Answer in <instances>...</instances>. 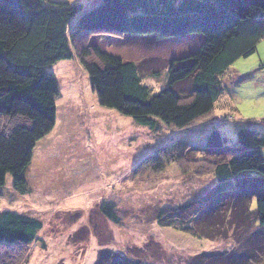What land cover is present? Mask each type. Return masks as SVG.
Masks as SVG:
<instances>
[{
    "label": "trees",
    "instance_id": "16d2710c",
    "mask_svg": "<svg viewBox=\"0 0 264 264\" xmlns=\"http://www.w3.org/2000/svg\"><path fill=\"white\" fill-rule=\"evenodd\" d=\"M96 35L161 40L201 36L204 44L172 60L167 87L153 94L142 83L144 64L91 45ZM262 41L264 0H100L84 12L82 5L69 3L0 0V120L13 122L0 126V188L11 175L16 191H29L26 171L34 151L56 127L61 92L52 69L58 64L77 60L101 107L151 130L162 123L180 131L214 113L226 72L239 60L255 56ZM259 70L264 71V64ZM237 140L239 148H230L214 127L202 148L176 142L143 162L156 172L172 163L197 164L218 181L202 199L177 210H161L156 217L159 227L211 240H227L239 232L246 236L250 248L242 258L215 252L195 256L187 264H257L264 255V138L245 126ZM253 175L261 177L257 184L244 179ZM232 181H239L237 187L226 189ZM99 212L118 221L113 205L103 204ZM42 229V222L28 215L0 213V264L26 263L23 250L38 240ZM15 250L23 253L10 256ZM95 264L144 262L101 252Z\"/></svg>",
    "mask_w": 264,
    "mask_h": 264
},
{
    "label": "rangeland",
    "instance_id": "374dc122",
    "mask_svg": "<svg viewBox=\"0 0 264 264\" xmlns=\"http://www.w3.org/2000/svg\"><path fill=\"white\" fill-rule=\"evenodd\" d=\"M48 1L82 5L83 12L100 3ZM133 37L96 35L89 41L121 59L144 64L142 83L158 94L167 87V68L176 60L174 51L161 48L150 52L145 46L136 51L130 44L136 43ZM262 63L264 47L258 48L255 56L236 62L223 77V94L214 113L180 131L162 123L151 130L116 110L101 107L88 73L78 61L62 62L52 69L61 92L57 129L34 151L26 171L29 191H16L11 175L0 188V213L25 214L43 224L38 240L23 250L28 257L24 264H95L101 252L133 262L141 259L144 264H187L195 256L215 252L237 258L247 254L250 247L241 232L227 240H211L161 228L156 222L161 210H177L202 199L218 185L214 175L190 163L167 164L159 172L142 165L158 149L176 142L204 147L214 127L234 149L239 148L241 127L255 128L264 138ZM155 71L158 75L152 74ZM11 125L13 122L0 120L2 127ZM244 179L257 184L261 177ZM238 182L224 187L231 190ZM103 204L114 206L117 222L99 212ZM251 210L255 213L256 198ZM17 251L10 256L23 253ZM257 259H261L257 264H264V255Z\"/></svg>",
    "mask_w": 264,
    "mask_h": 264
},
{
    "label": "crops",
    "instance_id": "0c3cea01",
    "mask_svg": "<svg viewBox=\"0 0 264 264\" xmlns=\"http://www.w3.org/2000/svg\"><path fill=\"white\" fill-rule=\"evenodd\" d=\"M124 37L128 38L131 36H124ZM131 40L136 42V43H130V44H134L136 46V51L140 49L139 46H141V47L145 46V48H147V51H150V52L153 49H156V50L161 49V48L162 49H171V50L173 49L174 53L172 54V56L174 59L184 58V57L190 55L191 53L197 51L198 49H200L202 47V45L204 44V39L201 36H190V37H185V38H181V39H170V40H161L156 36H148V37H133ZM130 42H132V41H130ZM260 47L261 48L264 47V41H262V43L259 45V48ZM104 52L111 54L110 52H108V50L104 51ZM74 61H77V60H74ZM74 61H70V63L71 62L74 63ZM125 61L135 62V61H131V60H125ZM68 65H70V64H66V66H68ZM57 124H58V114H57L56 127L54 128L52 133H50L49 135H52L54 133V131L57 129V126H58ZM48 136H46V137H48Z\"/></svg>",
    "mask_w": 264,
    "mask_h": 264
}]
</instances>
